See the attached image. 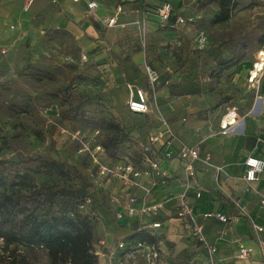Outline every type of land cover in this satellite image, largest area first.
Returning <instances> with one entry per match:
<instances>
[{
  "label": "crops",
  "instance_id": "0c3cea01",
  "mask_svg": "<svg viewBox=\"0 0 264 264\" xmlns=\"http://www.w3.org/2000/svg\"><path fill=\"white\" fill-rule=\"evenodd\" d=\"M94 1L96 9L89 11L87 2ZM139 0H33L26 9L28 0H0V41L9 38L18 40L33 37L39 31L52 27H63L73 35L82 51L81 59L88 73L99 76L106 82L108 96L112 97L114 117L141 145L148 143L149 136L164 130L161 119H165L174 137L169 146L177 151L181 144L198 148L199 158L195 161L196 178L186 193L194 220L200 224L209 245L215 247L210 254L206 247L192 236L191 220L177 216L179 196L184 191L185 175L182 162L173 158L161 159L160 168L170 174L165 183L153 186L154 173L148 164L141 162V151L134 161H113L106 154L100 155L101 163L116 165L132 163L141 170L138 181L141 187L126 188L115 179L99 177L106 184L92 191L98 197L97 220L102 223L96 251L107 253L120 240L139 239L137 229L153 221H160L161 227L155 235H147L146 243L156 245L159 263L169 264V247L176 244L178 257L175 264H209L211 258L219 264H263L258 246L259 235L252 225L264 228V166L259 177L246 182L244 161L253 156L264 161V64L256 50L238 54L231 89V100L214 110L202 114V108L192 105L187 94L190 72L189 55L180 47L176 37V26L161 25L156 15L145 8L122 9L118 16L121 26H106L117 6ZM109 4V7L106 6ZM146 7V5H145ZM260 39V33H259ZM5 51V50H4ZM189 53V51H188ZM230 58V57H229ZM228 58V59H229ZM231 59V58H230ZM149 65L158 73L154 92H148L149 112H130L126 106L130 87L147 88L145 66ZM255 72V73H253ZM235 107L238 120L233 130L220 133L224 115ZM164 141L157 146L162 147ZM159 150V149H158ZM207 154L209 155L207 157ZM144 189H150L146 193ZM196 193L199 197L196 198ZM129 195L137 198L138 207H158L155 212L137 213L131 217L116 219L117 212H125ZM109 199H114L110 202ZM206 213H221L227 221L215 217H204ZM170 245V246H169ZM240 245L251 248L245 259L236 257ZM185 251L190 260L180 257ZM188 261V262H187ZM102 257L98 264H105Z\"/></svg>",
  "mask_w": 264,
  "mask_h": 264
},
{
  "label": "rangeland",
  "instance_id": "374dc122",
  "mask_svg": "<svg viewBox=\"0 0 264 264\" xmlns=\"http://www.w3.org/2000/svg\"><path fill=\"white\" fill-rule=\"evenodd\" d=\"M164 1L197 19L195 25L176 28V37L187 51L184 63L192 57L186 87L192 105L199 100L202 114L213 113L231 100L228 91L237 55L264 48V0H235L230 19L220 23L215 21L217 0H139L122 9L145 8L154 14ZM81 56L76 38L61 26L0 41V145L6 141L0 151V175L8 184L16 175H27L25 182L14 180L20 181L16 197L37 215L78 209L84 197L106 184L105 179L99 182L97 163L64 131L99 128L96 142L108 146L105 154L115 162L134 161L141 151V141L112 114L115 104L106 82L88 73ZM95 222L96 244L102 223ZM2 255L0 249V264ZM180 255L183 261L190 260L187 252ZM28 257L29 264H49L42 248L33 249ZM177 257L173 244L168 263L175 264Z\"/></svg>",
  "mask_w": 264,
  "mask_h": 264
},
{
  "label": "built area",
  "instance_id": "2783aa9c",
  "mask_svg": "<svg viewBox=\"0 0 264 264\" xmlns=\"http://www.w3.org/2000/svg\"><path fill=\"white\" fill-rule=\"evenodd\" d=\"M33 0H28L26 9L30 6ZM79 2L80 0H72ZM97 4L94 1L87 2V9L92 11L96 9ZM156 15L161 25L172 24L176 27H182L186 24L195 25V18L185 16L176 7L168 2L164 1L161 6L156 7ZM122 13V7L117 6L114 14L105 20L106 26H121L125 24L118 23V16ZM3 53L5 51H2ZM81 59H85V56H81ZM147 88L133 87L129 89V97L126 102V106L130 112L147 114L149 112L148 104V92H154L158 83L157 71L149 65L145 66ZM238 111L235 107L231 108L223 117L220 123V133L226 134L233 130L234 125L238 120ZM164 130L158 131L156 135L149 136L148 143L141 145V157L140 160L144 164H148L153 173L155 180L153 186L165 183L171 176L168 172L163 171L160 168L161 159L170 160L173 158L179 159L183 164V171L185 175V182L183 184L184 191L179 196V205L177 210V216L180 218H188L191 220L192 236L200 243H202L207 251L212 254L215 251V247L209 245L203 234L202 226L195 222L194 214L190 203L187 201L186 193L191 185V182L196 178L195 161L199 158L198 148L195 146H189L187 144H181L179 149L175 152L172 151L169 143L174 137L169 123L165 119H161ZM67 132L66 134L71 140L80 143V152L88 154L93 161L97 163V176L108 177L115 179L121 186L126 188L141 187L138 178L141 174V170L136 169L132 163H118L116 165H106L99 162V156L105 154L104 147L96 142V138L99 135V130H92L90 132H82L76 130L74 132ZM163 142L162 147L159 148L157 144ZM159 149V150H158ZM209 155L207 154V157ZM264 161L260 158L249 156L244 161V177L246 182H252L256 180L262 172ZM146 193L150 192V189H144ZM92 193V192H91ZM199 197V193H196V198ZM113 202L114 199H109ZM92 202L91 195L84 197L78 205L79 212H87L88 207ZM261 203L264 206V197L261 198ZM158 207H138L137 198L129 195L127 197L126 204L124 205L125 212H117L115 214L116 219H121L124 216H133L137 213L155 212ZM204 217H215L220 221H227V218L221 214L206 213ZM161 227L160 221H153L149 224L142 225L137 229V234L142 235H155V231ZM252 228L256 233L262 235L264 228L259 225H252ZM258 246L261 251V259L264 264V236L258 239ZM251 248L240 245L236 257L239 259L247 258L251 253ZM97 255V264L100 258H105V264H160L159 253L156 245L148 244L146 241L134 240H120L116 243L114 249L109 250L107 253L95 252ZM209 264H219L215 259L211 258Z\"/></svg>",
  "mask_w": 264,
  "mask_h": 264
},
{
  "label": "trees",
  "instance_id": "16d2710c",
  "mask_svg": "<svg viewBox=\"0 0 264 264\" xmlns=\"http://www.w3.org/2000/svg\"><path fill=\"white\" fill-rule=\"evenodd\" d=\"M219 13L215 17L217 23L230 19L235 0H217ZM101 133V130L97 128ZM103 143V144H102ZM101 145L105 151L104 142ZM6 141L0 145V151ZM52 164H57L54 161ZM61 165H57L59 168ZM64 175L67 170L63 171ZM61 173V172H60ZM21 179L27 181V175H16L8 184L7 177L0 175V249L3 252L2 264H29L28 254L35 248L46 251L49 264H97L95 253V230L97 209L102 204L92 202L87 212L56 210L43 215L22 205L19 194ZM29 183V182H28ZM30 184H28L29 186ZM27 188V187H25ZM140 241L147 236L140 234Z\"/></svg>",
  "mask_w": 264,
  "mask_h": 264
},
{
  "label": "bare ground",
  "instance_id": "6f19581e",
  "mask_svg": "<svg viewBox=\"0 0 264 264\" xmlns=\"http://www.w3.org/2000/svg\"><path fill=\"white\" fill-rule=\"evenodd\" d=\"M257 57L261 61L260 64H259V62L257 64V69H260L263 66V64H264V48L258 52ZM253 73H255V72H253Z\"/></svg>",
  "mask_w": 264,
  "mask_h": 264
}]
</instances>
